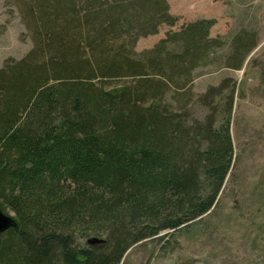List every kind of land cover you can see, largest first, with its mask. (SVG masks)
Listing matches in <instances>:
<instances>
[{"label":"trees","instance_id":"trees-1","mask_svg":"<svg viewBox=\"0 0 264 264\" xmlns=\"http://www.w3.org/2000/svg\"><path fill=\"white\" fill-rule=\"evenodd\" d=\"M15 3L33 47L0 68V208L17 220L0 233V264H122L132 246L164 247L213 210L235 159L234 90L219 121L185 110L194 71L224 45L210 36L216 20L139 53L141 37L176 24L167 0ZM255 46L236 36L228 66ZM92 236L105 242L81 243Z\"/></svg>","mask_w":264,"mask_h":264},{"label":"rangeland","instance_id":"rangeland-1","mask_svg":"<svg viewBox=\"0 0 264 264\" xmlns=\"http://www.w3.org/2000/svg\"><path fill=\"white\" fill-rule=\"evenodd\" d=\"M167 2L176 24H162L157 34L141 37L135 49L139 53L150 49L169 31L198 19L216 20L210 36L220 37L224 45L211 55L208 65L194 71V101L185 113L191 121L202 122L209 115L219 121L220 106L233 89L235 159L213 210L164 247L149 239L132 246L122 264H264V0ZM241 33L252 36L256 46L246 53L241 68L235 69L228 64L234 38ZM32 47L15 0H0V68L9 58H23ZM224 80L227 87L213 97L211 106L202 104L200 97ZM7 213L16 216L11 209Z\"/></svg>","mask_w":264,"mask_h":264},{"label":"water","instance_id":"water-1","mask_svg":"<svg viewBox=\"0 0 264 264\" xmlns=\"http://www.w3.org/2000/svg\"><path fill=\"white\" fill-rule=\"evenodd\" d=\"M17 220L14 216L7 214L0 208V233L7 231L9 228L16 226ZM105 242L104 238L98 236H92L88 239L89 244H98Z\"/></svg>","mask_w":264,"mask_h":264}]
</instances>
